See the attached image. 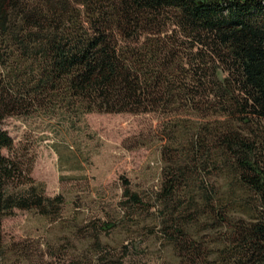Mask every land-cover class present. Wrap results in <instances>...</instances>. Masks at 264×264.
Segmentation results:
<instances>
[{"label":"trees","instance_id":"16d2710c","mask_svg":"<svg viewBox=\"0 0 264 264\" xmlns=\"http://www.w3.org/2000/svg\"><path fill=\"white\" fill-rule=\"evenodd\" d=\"M94 111L164 116L159 186L125 188L162 264H264V0H0V264L45 257L14 259L4 217L64 206L5 120Z\"/></svg>","mask_w":264,"mask_h":264},{"label":"rangeland","instance_id":"374dc122","mask_svg":"<svg viewBox=\"0 0 264 264\" xmlns=\"http://www.w3.org/2000/svg\"><path fill=\"white\" fill-rule=\"evenodd\" d=\"M163 119L153 111L8 117L4 126L30 159L31 175L44 182L46 194L64 196L59 219L25 209L4 217L3 237L14 259L22 251H43V264H81L104 253L126 264H162L164 252L138 222L145 213H134L125 188L146 200L159 186ZM105 221L113 226L103 228Z\"/></svg>","mask_w":264,"mask_h":264}]
</instances>
